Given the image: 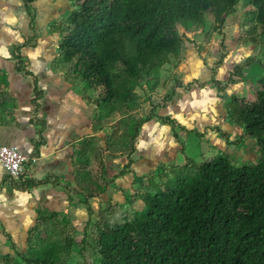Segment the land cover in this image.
I'll list each match as a JSON object with an SVG mask.
<instances>
[{
  "label": "trees",
  "instance_id": "16d2710c",
  "mask_svg": "<svg viewBox=\"0 0 264 264\" xmlns=\"http://www.w3.org/2000/svg\"><path fill=\"white\" fill-rule=\"evenodd\" d=\"M36 1L23 0L35 33L22 48L35 46L32 43L37 36L36 11L32 14L30 7ZM67 1L69 16L51 27V32L60 36L57 69L72 86L82 87L88 99L100 93L91 100L103 109L104 122L110 116L118 115V120L110 127L106 123L102 148H94L88 139L73 153V191L81 194L89 211L82 238L76 240V230L69 229L64 239L53 240L52 228L60 227L63 217L44 213L37 227L29 232L51 230L50 238L39 237V245H32L30 238L26 251L17 249L16 257H6L3 264H264V75L257 83L254 101L233 96L227 106L229 121L242 130L235 141L227 138L229 146L241 148L245 142L253 141L254 160L239 166L230 152L221 151L198 164L183 148V165H161L159 175L152 170L147 178L136 177L131 188H137L124 190L132 197L127 203L111 202L99 210L95 222L91 207V202L106 193L111 184L105 179L106 155L126 159V165L115 177L122 178L135 163L133 156L142 127L160 118L156 114L160 103L139 116L135 105L139 94L135 89L144 95L147 88L153 94L157 89L153 84H158L165 67L180 63L188 44L193 42L192 30H204L210 17L214 32L222 35V47L227 49L223 30L241 10L238 43L264 48V0ZM246 27L248 32L244 34ZM22 48H16V71L32 77L24 67ZM222 59L223 56L217 67ZM255 62L264 66V60L256 57L237 64L226 86L242 82L241 71ZM211 81L221 89L226 87L215 80V75ZM127 85L133 88L129 90ZM174 87L182 85L176 82ZM34 91L33 104L38 111L43 94L37 86ZM171 97H161L162 107ZM162 120L169 122L173 131L180 129L177 122ZM36 124L42 142L45 124ZM0 125L6 123L0 121ZM174 134L178 136L177 132ZM93 161L104 170L105 184L100 190L92 186ZM23 177L24 174L17 182L7 175L5 180L20 191L61 185L51 177L42 181ZM146 179L148 182L144 183ZM64 188L68 190L69 186ZM139 204L142 206L137 207Z\"/></svg>",
  "mask_w": 264,
  "mask_h": 264
},
{
  "label": "crops",
  "instance_id": "0c3cea01",
  "mask_svg": "<svg viewBox=\"0 0 264 264\" xmlns=\"http://www.w3.org/2000/svg\"><path fill=\"white\" fill-rule=\"evenodd\" d=\"M55 1L61 3V0ZM65 1L67 2L65 8L68 12L70 3L67 0ZM36 2L39 3L41 1L37 0ZM44 9L46 15L49 17H58V7L45 5ZM25 12H27L26 9ZM36 12H38V10H36ZM22 18L23 21L26 20V14H23ZM58 18L56 20H58ZM50 30L51 29H49L48 32L45 29L43 30V28L39 30L36 29L37 34H40V37L38 36L37 38L36 36L37 45L24 48L23 51L20 52L27 61L25 67H27V70L31 72L34 77L16 71L14 59L15 45L10 44V47L5 45L3 46L4 48L0 45L1 77H8L11 94L15 99H19L18 102L20 103V107L18 106V109L15 111L16 121L19 127H5L0 125V141L11 140L12 145L19 146L22 152L31 159L30 162L25 165L23 179L42 181L51 177L57 179L61 183V185L57 187L45 185L30 189L29 191H20L13 188L12 185L5 180L7 174L0 166V226L4 227L10 234H17L18 231L20 232L24 229L28 232L34 227H37L40 215L44 213H56L63 218H71L72 209L74 207L73 204L77 200L79 201V203H76L77 206L83 204V197L81 194L73 191V188H76V167L73 153L78 150L81 145L86 143L88 139L92 141L94 148H102L103 133L106 132L105 130L107 129L102 126V119H100L101 122L98 120L99 117L97 114L99 112L97 111V105H94L93 102L91 104L87 103V96L84 93L85 90L82 87H79V89L73 88L64 78V74L58 69L55 70L58 45L55 48H51L48 45V40L51 39V37L48 36L46 32L50 33ZM50 34L58 36V34H52V32ZM32 36L33 34L30 35V37ZM191 37L194 41L195 37H193V34H191ZM191 44H193V42ZM186 53L187 58H190L189 65L191 66H187L188 80L184 86L191 85L193 87L188 93L185 91L178 92L169 107H163L159 110L160 114L170 115L172 118L177 117L176 120L179 119L180 123H178V126L180 128L188 126L190 130L183 135L195 133L196 131L201 132L202 130V135L200 136L204 140L209 138V136H205L204 132L210 129L209 124H212V128H215L219 133L218 142H220V149H216L218 151H227L224 148H226V145H229L228 142L230 139L228 141L227 138L232 137V130L234 129L237 134L234 139H238V137L242 135V130L231 124L228 119V100L231 99L233 95L218 101L217 96L221 93L225 94V92H220L225 91V89H221L218 85H213L214 83L211 81L212 84L209 81L211 80L209 79V69L211 70L212 67H207L204 59L198 57V53L194 55V52L192 53L189 48H187ZM221 68L224 69L222 73ZM231 70L232 69L229 68L226 70L223 63L220 67H216L213 73L218 75L217 81L225 86L229 81L232 73ZM35 79L37 80V85ZM223 79L227 82L222 83L221 80ZM181 80L183 81V79ZM243 82L244 80H242L241 83ZM36 86L43 94L39 102L40 107L37 113L35 112L33 104ZM240 92L241 90L236 91L237 94H240ZM94 100L95 99H93V101ZM181 111L182 113H180ZM36 120L37 122L45 124L42 142H39L40 140L38 139L37 131L39 128L38 124H36ZM196 125L200 127L199 130H196ZM175 132L179 134V131H173L171 127L166 126L157 119L146 123L140 132L142 133L140 139L138 138L136 141V152L133 156L136 164L134 163L133 165H149L147 162H149L150 159H146L148 156L146 151L141 153V159L135 157L142 151L139 142H141L143 137L148 138L150 140L149 142L154 143L160 149L161 147L164 148V156L161 158L159 157L157 160L159 165H165L167 167L183 165L184 155L181 152L183 148H179L176 142L178 136L176 137L174 134ZM36 141L39 142V144H36ZM174 142H176L177 147H174ZM250 142H252L253 148L246 145ZM169 147L172 148L170 152L166 149ZM254 147L255 143L253 141H247L244 146L236 149H238L237 151L245 149L250 153L249 149L252 148L251 150L253 152ZM125 160V158H122L119 164L117 163L119 161L117 158L111 159L107 155L105 162L108 165V171H110V165L115 166L114 163H117L119 169H121V167L124 168L126 164V162H124ZM92 165L93 168L94 166H98L95 161L92 162ZM155 166L158 167V165ZM92 170L94 172V169ZM16 181L18 182V180ZM65 185L69 186L68 190L64 188ZM83 209L89 213L86 206ZM87 213L83 214L79 212L80 218H83V221L85 218L88 220ZM19 248V246L16 247V250Z\"/></svg>",
  "mask_w": 264,
  "mask_h": 264
},
{
  "label": "rangeland",
  "instance_id": "374dc122",
  "mask_svg": "<svg viewBox=\"0 0 264 264\" xmlns=\"http://www.w3.org/2000/svg\"><path fill=\"white\" fill-rule=\"evenodd\" d=\"M40 1L41 2L39 3L38 2L33 3L30 7V11L32 12V14H34L35 11L38 10V12H36V15H35L37 18H35V22H34V27L37 30H39L40 28H43V30L45 29L49 32V29H51L53 25L65 20L67 18V15L70 13V10H68L67 12V9L65 8V5H67V2L65 0H61V3H57L55 0H40ZM45 5H53V6L58 7L57 9L58 10L57 16L59 17V18L57 17L58 20H56L57 18L55 17L51 18L48 15H46L45 9H44ZM23 14L24 15L26 14V20L24 21L22 18ZM241 18H242V13H241V10H239L237 14H235L228 20L227 26L223 30V33L225 34L224 43L227 49H224L222 47V42H221L222 35H220L218 32H214L213 24H212L213 22H212L211 17L207 18V21H205L206 23H205L204 30H201V29L192 30L193 37L195 38H194L193 44H188V48L191 50L192 53L194 52V55L195 53H198V57H202V59H204V61L207 64V67L209 68L212 67L211 70L209 69L210 71L209 79H211L213 75H215V73H213V69L217 67L216 63H218V61L220 62V59L222 56H223V59H222L220 66L224 63L226 70L228 68L232 69L231 72H233V69L237 64L244 63L249 58L256 57V58H260L264 60V48H260V46H256V45L244 46L238 43V39L241 33ZM30 20L31 18L28 12H25L23 0H0V45L2 48H4L3 46L5 45H7L8 47H10V44L15 45L14 47L15 49L13 48L14 49V59L16 55V48L24 47V42L31 41L32 37L34 36L35 32L31 28L32 25H30ZM247 32H248V28L246 27L245 30L242 31V33L245 34ZM50 33H51V30H50ZM50 33L46 32V34H48V36L51 37V39L48 40V45L51 48H55L59 44L60 36L58 35L59 36L58 38L57 35L53 36ZM32 34L33 36L30 37V35ZM11 36L13 37V40ZM38 36L40 37V34H37V38ZM32 45H35V46L37 45V39L33 41ZM25 48H28V46H26ZM23 49L24 48H22L20 51L22 52ZM21 55L23 56L22 53ZM57 57L58 55L56 56V58ZM189 59L190 58H187V53H185L180 63H173L171 65H167L165 67V70L162 71L161 73V77L158 81V84H153L154 86L157 85L156 86L157 89L155 90L153 94H151L147 88H144L146 92V94L144 93V95H143V91L141 92L139 89H135V91H137V93L139 94V97L135 100V105L137 106V111H138L136 112L139 114V116H143L145 113L150 112L154 104L160 103V106H158V108L156 109V114L160 117L159 122L163 124L166 123V122H163L162 120L166 118V120L168 121H174V122L180 123L179 119L176 120L177 117L172 118L170 115H166L162 113L160 114L159 110L163 108L162 107L163 103H161L162 102L161 97H163L164 95L173 96L170 98V101H168L164 106V107H169L170 103H172V100L178 94V92L185 91L186 93H188L190 89L193 87L191 86L189 88L187 85L184 86L186 84V81L188 80L187 79V70H188L187 66H191L189 65V61H190ZM26 63L27 61L25 59L24 67L26 66ZM55 70H57L56 64H55ZM223 70L224 69L221 70V73L223 72ZM21 73H24V72H21ZM263 75H264V66H260L257 62L253 63L252 65L248 67L243 68V70L241 71V76L244 82L243 83L240 82V84L236 83L237 85L236 84L227 85V86L225 85L226 86L225 91H220V92H225V94L221 93L220 95H218L217 100L219 101L221 99H225L233 95L241 101L242 100L246 102L254 101L257 83ZM215 76H216L215 80H218V75L216 74ZM180 78L183 79V81ZM209 81L211 82V80ZM176 82L181 83L182 87L175 88L174 86ZM221 82L226 83L227 81H224L223 79L221 80ZM72 87L75 89H79L78 86H72ZM132 88L133 86L127 85V89L130 90ZM238 90H241L240 94L236 93V91ZM99 94L100 93H97L96 96ZM96 96L95 95L90 96V99L86 97L87 103L91 104L93 102L91 98L95 99ZM121 97H124V96H118V99H120ZM230 100L231 99H229L228 101L231 103ZM18 101L19 99L18 100L15 99L13 95L11 94L10 83L8 82V77L3 78L1 77V73H0V113H1L0 121H1V124L2 122L6 123V125H4L5 127H8V126L19 127V124L16 121V115H15V111L18 109V106L20 107V103ZM39 107H40V104H39ZM96 107H97V111L99 112L97 114L99 117L98 120L101 122L100 119H102V126L108 128L106 126V123H109L110 125L108 126L110 127L118 120L117 118L118 115H117L115 117L110 116L106 118L108 119V121L104 122L103 116L105 115H104L103 109H101L98 106ZM35 112L37 113L36 110ZM180 113H182V111ZM180 121L184 123L182 120ZM209 123H210V119H209ZM166 124H165L166 126L171 127L169 122H167ZM209 126H210L209 127L210 129H207V131L204 132L205 136H209V138L205 140L202 139V137L200 136L202 135V130L201 132L196 131L195 133L183 135V134H186V132L190 130L189 127L184 126L178 129L179 134H178V139L176 142L179 145V148H184L185 154L190 159L195 160L198 164L202 163L203 159H211L216 155H220L221 153V150L218 151L216 149V148L220 149L219 147L220 142H218L219 133L217 132L215 128H212L213 126L212 124H209ZM199 129L200 127L196 125V130H199ZM232 132H233L231 133L232 137H229L228 139H230L231 141H235L236 139H234V137H236L237 134L235 133L234 129L232 130ZM103 134L106 135V132H104ZM141 134L142 133H140V135ZM139 139H140V136H139ZM149 141L150 140L148 138L143 137L141 139V142L139 143H140V147L142 148V151L138 153V156H135L136 158L137 157L140 158L142 156L141 153L146 151L148 153V156L146 157V159L148 158L150 159L149 162H147L149 164L148 166L133 165L129 169V172L126 175H124L122 178H117V179H115L116 177L115 175H118V173L123 169V167L119 169L117 163L120 164V160H122V158H117L119 161L117 163H114L115 166H111V165L109 166L110 171H108V176L105 179H107L106 181L111 184L109 185V188L107 189L106 193L99 195L98 198L94 199L91 202V206L94 211V216L92 218L93 222L97 221V214L99 210L101 208L107 207L108 204H110L111 202L125 204L128 201H130L129 199H132L131 195L129 194L130 192H128V194H125V191L131 190V189L133 190L137 188V186L131 188L133 185V181L136 179V177H142L143 179L147 178L148 174L152 170L156 171L155 173L159 175L161 165L158 164L159 162H157V160L159 159V157L161 158L162 156H164L163 155V153H165L163 151L164 148L161 147L160 149L159 147H157V145ZM176 142H174L175 143L174 147L176 146ZM11 143H12L11 140H8V141L2 140L0 141V146H11L12 145ZM251 143L252 142L246 145L248 147L251 146L253 148V145ZM235 148L236 146L231 148L229 145H226V148L224 149L229 151L230 154H232L231 156L234 158V163L236 165L241 166L243 163L247 161H252L255 159V155L253 154L251 150L252 148L250 149L248 148L250 150V153H248L245 149H242V150L240 149V151H237L238 149H235ZM166 149H168V151L170 152L172 148L169 147ZM234 156L236 157V159ZM235 160H237V162ZM124 162L127 163L126 160ZM153 164L158 165V167ZM93 169H94V172H93L92 179H93L94 184L92 186L94 188L96 186V189L100 190L105 184L104 182L105 180L103 179L104 170L101 169L100 166H94ZM147 182H148L147 179L144 180V183H147ZM76 203H79V201L77 200L73 204L74 207L72 209L71 218L70 219L63 218V220L59 221V224L61 225L60 227L57 225L56 228H52L53 234L51 235V238L53 240L59 241V240H62V238L64 239V236L66 237L67 234H69L70 231L71 232L74 231V229L77 232L76 240L79 241V239L82 238L83 231H84L83 229L87 223V218H85V220L83 221V218H80L79 212L83 214L87 212L83 209L85 207L83 206V204L77 206ZM141 206L142 204H139L137 207H141ZM86 215L87 217H89V213H87ZM50 225L52 226L54 224L51 223ZM50 234H51V230H50V233H48V231L42 230L39 233L31 234L29 231L26 232L25 229L21 230L20 232L18 231L17 234L16 233L10 234L4 229V227L0 226V264L4 263V258L6 257H12V258L16 257L18 253L15 249L16 247L18 246L20 247L19 251L20 249L22 251H26L25 247L30 245L29 243L30 238L32 239V242H31L32 245H39L37 239L39 237L40 238H50ZM24 256H26V254ZM78 259L79 258L77 256L74 257V261H77Z\"/></svg>",
  "mask_w": 264,
  "mask_h": 264
},
{
  "label": "built area",
  "instance_id": "2783aa9c",
  "mask_svg": "<svg viewBox=\"0 0 264 264\" xmlns=\"http://www.w3.org/2000/svg\"><path fill=\"white\" fill-rule=\"evenodd\" d=\"M30 160L17 145L0 146V166L14 180L21 178L25 173V165Z\"/></svg>",
  "mask_w": 264,
  "mask_h": 264
}]
</instances>
